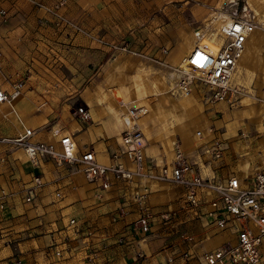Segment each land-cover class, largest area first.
<instances>
[{
	"label": "crops",
	"instance_id": "0c3cea01",
	"mask_svg": "<svg viewBox=\"0 0 264 264\" xmlns=\"http://www.w3.org/2000/svg\"><path fill=\"white\" fill-rule=\"evenodd\" d=\"M162 1L156 0V5L159 7ZM202 1H206L204 7H209L219 0ZM255 1L248 0V3ZM73 5L76 6L74 0H67L69 15L91 28L83 18V11L78 8L77 13ZM0 6L10 15L7 24L0 25V88L11 93L13 85L19 83L12 108L0 103V139L17 137L23 127H27L34 131L32 141L57 144L51 129L58 127L62 133L73 136L78 149L92 148L101 162H109L110 153L118 149L117 139L126 127L120 103L138 104L148 97L143 90L145 79L131 80L133 92L123 96L118 105L109 97V91L103 90L98 83L81 89L83 81L99 79L102 69L101 80L107 81L114 75L119 81L125 71L117 69L131 59L110 60L107 48L92 38L80 34L68 38L56 32L46 22L45 15L40 16L39 9H23L20 1L1 0ZM225 16L221 13L210 15L215 24L219 23L218 18L221 22ZM251 34L250 41L256 40L257 33ZM213 41L214 38L205 33L194 52L200 54V47L205 43L214 50L210 45L215 44ZM194 42L189 32L180 34L177 51L173 49V55L168 57L173 64L171 67L181 63ZM189 60L196 61L195 65L200 61L194 56ZM243 62L240 65L244 66L245 60ZM237 69L233 76L235 83L244 79L234 78ZM173 76L176 71L169 74L170 78ZM169 81L165 80L160 94L167 92ZM171 87L173 85L169 89ZM181 95L188 101L191 94ZM154 100L149 101L147 115L140 121L146 145L153 136L152 123L160 119L161 108L158 101L153 103ZM77 101L87 106L91 115L89 121L75 118L73 110ZM255 108L264 111L262 104ZM176 130L189 145V135L182 126L177 125ZM192 161L203 177L249 176L244 170L233 173V166L225 165V159L208 164L200 161V165L195 159ZM247 163H242L243 168L252 165ZM34 174L40 175L44 184L34 201L25 203L22 189ZM147 185L153 219L151 231L143 234L132 224L137 218V206L127 203L136 186L134 182L114 184L101 191L81 173L70 174L53 160L41 159L32 167L20 146L0 141V201L3 203L0 207V264L12 255L13 247L17 248L23 264H199L202 253L233 239L230 229H221L212 218L197 215L185 207L182 187L161 181H150ZM56 191L60 192V197L55 196ZM121 197L125 199L127 215L113 222L111 215ZM207 209L208 205H204L201 211ZM71 218L76 221L75 228L68 225ZM59 248L66 249L62 257L55 255ZM185 252L192 257L184 263L180 255ZM168 258H173V262H168Z\"/></svg>",
	"mask_w": 264,
	"mask_h": 264
},
{
	"label": "built area",
	"instance_id": "2783aa9c",
	"mask_svg": "<svg viewBox=\"0 0 264 264\" xmlns=\"http://www.w3.org/2000/svg\"><path fill=\"white\" fill-rule=\"evenodd\" d=\"M27 1L43 11L45 19L56 32L68 38L78 34L85 35L99 45L103 43L102 39L94 38L78 21L67 16L64 0L50 4L41 0ZM228 17L229 21H221L212 28L204 23L202 27L193 29L192 35L196 45L199 44L200 38L208 33L214 38L213 42L217 47L214 50L207 46L200 47L201 51L210 57V62L205 67L196 66L189 59L184 60L181 66L175 67L176 80L172 89L176 93L191 94L200 86L204 89L201 97L206 102L233 103V98L240 89L232 83V76L245 50L248 36L257 24L245 15L230 14ZM9 18L8 10L0 6V25H6ZM105 45L114 52L124 51L139 55L128 42H110ZM161 53L166 55L167 49L162 48ZM18 86L19 83H15L11 93H6L0 88V103H7L12 108L11 103L18 93ZM146 110L144 105H129L124 122L126 125L130 121L133 122ZM73 114L81 122L89 121L91 116L87 106L82 104L74 108ZM33 134V129L23 127L22 133L17 137L1 138L0 141L20 146L32 167L37 166L41 159L53 160L57 165L64 166L70 174L81 173L101 191L110 189L114 184L127 185L134 182L136 186L132 189L127 203L137 206V218L132 224L134 229L143 234L151 231L153 219L152 210L148 205L150 191L147 183L161 181L180 186L183 188L186 208L197 215L212 218L219 228L232 231L233 239L202 253L199 264H264V169L243 178L236 175L224 179L203 177L196 164L190 161L179 140L172 144L170 161L158 165L147 159L144 136L134 124L121 132V143L116 151L110 153V161L107 163L101 162L92 148L78 149L73 136L62 133L58 127L51 129V135L57 138V144L32 141ZM195 136L201 138V130H197ZM206 152L219 158L223 148L219 142H212ZM43 184L40 175L34 174L30 183L22 189L24 202L34 201ZM55 196L60 197V192L56 191ZM122 197L124 198V195ZM122 197L117 203L115 213L111 215L113 222L127 215L126 202ZM204 205H208V209L201 211ZM68 225L75 228V219H69ZM88 233L86 232V236ZM65 250L59 248L55 255L62 257ZM180 257L185 263L192 256L185 252ZM167 261L173 262V258H168ZM3 264H23L16 247H13L12 255Z\"/></svg>",
	"mask_w": 264,
	"mask_h": 264
},
{
	"label": "rangeland",
	"instance_id": "374dc122",
	"mask_svg": "<svg viewBox=\"0 0 264 264\" xmlns=\"http://www.w3.org/2000/svg\"><path fill=\"white\" fill-rule=\"evenodd\" d=\"M16 1H20L23 9L36 8L27 0H14ZM41 1L50 4L57 0ZM64 1L67 16L78 21L69 15L67 0ZM74 2L76 4L73 5L74 10L78 13L81 9L84 13L83 18L92 27L87 28L82 22H78L94 38L102 39L103 43L100 46L107 48L110 60L131 59L130 62L124 61L117 69L120 72L125 71L119 81L118 76L114 75L107 81L101 80L104 72L102 69L99 79L85 80L80 88L87 89L98 83L103 90L109 91V97L118 105L123 96L133 92L130 89L131 80L143 77L145 79L143 90L148 97L135 104L149 108V101L152 99H155L153 103L159 102L160 119L152 123L153 136L149 142L147 141L145 148L147 159L158 165L168 163L172 157V144L179 140L190 161L193 162L195 159L199 165L201 162L208 164L225 159V165L233 166V173L244 170L250 175L264 169V111L255 108L257 104L264 105V0H256L250 6L248 0H219L209 7H204L207 6L206 1L202 0H163L159 7L156 0H74ZM42 13L40 10V16ZM214 13L226 16L245 15L251 18L257 24L253 32L257 33L258 44L254 52L251 45H246L247 53L243 66L246 75L244 74L242 82H232L240 89L234 96L233 103L206 102L201 97L204 89L200 86L186 101L184 96L169 89L176 80L175 76L170 78L169 74L176 71L178 63L171 67V58L168 57L173 55V49L177 51L176 45L180 40V34L189 32L192 37L193 29L197 26L202 27L204 23L214 27L215 21H211L213 18L210 17ZM46 22L49 23L48 20ZM110 42L119 44L128 42L139 55L124 51L114 52L105 45ZM210 45L213 49L217 47L216 44ZM162 48L167 49L166 55H162ZM255 52L257 53L254 54ZM191 56L200 59L197 65L206 66L210 62L208 60L210 57L201 50L200 54L193 51ZM166 79L170 80L167 92L160 94L165 87ZM78 105L80 103L75 102L74 108ZM177 125L182 126L183 131L188 133L189 145L176 130ZM197 130H201V138L195 136ZM143 136L146 137L145 134ZM212 142L221 144L223 148L221 157L215 158L210 152H206ZM117 143L118 145L121 143L120 138L117 139ZM243 162H248L247 165L252 164L246 166L248 171L243 168ZM2 204L0 201V205Z\"/></svg>",
	"mask_w": 264,
	"mask_h": 264
},
{
	"label": "bare ground",
	"instance_id": "6f19581e",
	"mask_svg": "<svg viewBox=\"0 0 264 264\" xmlns=\"http://www.w3.org/2000/svg\"><path fill=\"white\" fill-rule=\"evenodd\" d=\"M249 4V3H248ZM249 5H252L251 3L249 4ZM220 16V15H219ZM216 18V17H215ZM226 18V16L223 18V22L224 21H229V18L227 19H225ZM217 21L218 22H220V20H219V18L217 19ZM251 35V36H250ZM249 36H250V38H249V40H248V43H249V45H251V47H253V49L255 50V48H256V46H257V44H256V42H257V40L258 39H253L252 40V42L250 41L251 40V37L253 36L252 34H250ZM256 44V45H255ZM199 46V44L198 45H194L193 47H192V49L187 53V55L181 60V63L178 65V66H181L182 64H183V61L184 60H187V59H190L191 58V54L193 53V51L197 48ZM244 53V52H243ZM243 53H242V55H241V57L239 58V60H238V62H239V65H238V62H237V66H236V69H237V75L234 77L236 80H241L242 79V77H244V74L246 73V72H244V68H243V65H240L241 63H244L243 61L245 60V58H246V53L247 52H245L244 53V55H243ZM197 66V65H196ZM205 67V66H204ZM235 72H236V70H235ZM235 72H234V74H235ZM234 74H233V76H234ZM246 75V74H245ZM233 76H232V82H234L233 81ZM235 83V82H234ZM174 85V84H173ZM173 88V87H172ZM133 103H120V107L122 108V109H124V112H123V115H122V117H123V120L125 121V118H126V110H127V108L129 107V105H132ZM146 113H147V110H146V112L143 114V115H141L140 117H138L137 119H135L133 122H131L130 121V123H128L127 125H126V123L124 122V124H125V126L126 127H129L130 125H132V124H134V125H137L138 126V128L141 130V132L143 133V131H142V128H141V124H140V120L144 117V115H146ZM125 127V128H126ZM145 140V139H144Z\"/></svg>",
	"mask_w": 264,
	"mask_h": 264
}]
</instances>
